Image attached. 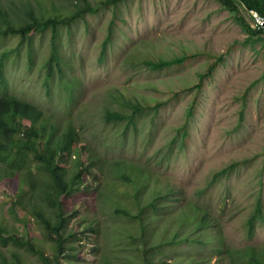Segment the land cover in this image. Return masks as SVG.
<instances>
[{"label":"rangeland","instance_id":"1","mask_svg":"<svg viewBox=\"0 0 264 264\" xmlns=\"http://www.w3.org/2000/svg\"><path fill=\"white\" fill-rule=\"evenodd\" d=\"M53 1L59 0L43 3L49 6ZM96 6V13L72 22L69 33L61 29L62 72L71 80L69 87V82L59 75L49 78L47 87L43 83L48 31L35 35L30 66L26 49L21 46L10 54L4 68L8 92L39 106L58 121L61 129L68 120L72 121L81 140L104 162L103 172L93 167L92 173L85 175L82 191L66 207L72 214L69 241L75 245L66 253L79 252V258L63 256L55 264H70L69 259L77 264H102L103 252L114 264H133L132 259H138L127 237L115 235L117 229H135L137 224L117 217L111 203L103 202L101 196L98 201L96 196L97 189L114 194L104 187L108 162L114 159L144 166L159 175L160 187L173 190L166 199L174 208L163 214L164 223L172 224L169 229L176 226L173 221L178 218V207L192 201L217 219L227 245L264 248V226L258 225L252 238H247L245 232V219L257 196L264 206V37L238 22L240 17L254 28L249 10L238 0L232 5L223 0H127L119 5L113 45L101 62V43L114 15L109 8ZM17 40L16 36L0 39V49L15 46ZM135 44L144 58L152 52L157 58L185 54L194 57L179 67L151 72L126 59ZM216 60L221 63L213 77L205 80L197 92L199 76ZM116 90H124L145 106L135 118V125L104 119L105 106L123 110L110 96ZM194 97L198 98L195 111L187 119ZM143 100L151 101V107H155V101L162 104L154 110L147 108ZM87 156L81 151L82 162ZM223 168L229 169L228 175L214 179V174ZM108 179L115 182L113 177ZM155 182L151 181V185ZM207 186L200 196L198 193ZM10 194L11 190L0 186V217L15 224L19 235L32 237L45 254L53 256L51 242L38 241L43 233L34 219L26 225L8 219L6 198ZM90 216L104 223V231L95 233L88 228ZM202 232L203 237L217 233L212 227ZM215 242L213 239L208 245L197 244L196 251L191 246L172 244L168 252L185 256L177 259V264L187 260L194 264L195 258L188 254L197 257L202 252L214 264L217 253L208 247ZM18 253L27 264H44L25 247ZM173 260L170 258L169 263Z\"/></svg>","mask_w":264,"mask_h":264},{"label":"trees","instance_id":"2","mask_svg":"<svg viewBox=\"0 0 264 264\" xmlns=\"http://www.w3.org/2000/svg\"><path fill=\"white\" fill-rule=\"evenodd\" d=\"M43 1L0 0V39L10 36L18 38L15 46L0 49V186L11 190L10 197L6 198L9 201L8 219L23 225L34 219L43 233V237L38 241L51 242L53 256L45 254L32 237L19 235L15 224L0 217V264H27L18 253L24 247L38 255L44 264H55L63 256L78 259L79 252L66 253V250L75 247L74 243L69 241L71 235L69 223L72 214L66 207L71 203V198L82 191L85 175L92 173L93 167L98 172H103L104 162L87 143L81 140L79 130L72 121L68 120L61 129L58 121L45 114L39 106L8 92L4 68L10 54L18 52L21 46L26 49L28 66H30L35 35L48 31V52L43 61L46 76L43 83L47 87L49 78L59 75L64 82H69L66 86L69 87L71 80H67L62 72L61 29H66L69 33L72 22L85 20L86 15L97 12L96 4L109 8L114 17L110 20L108 33L101 43L99 56L101 62L105 61L113 45L115 16H118L119 5L127 0H59L51 2L49 6ZM223 1L231 5L235 2V0ZM238 1L247 10L253 9L264 18L263 0ZM238 22L248 31L260 34L261 38L264 37V30L251 29L250 25L240 17ZM137 49L139 45L135 44L133 50L127 53L126 59L151 72L179 67L194 57L185 54L171 58L163 56L157 58L152 52L149 58H144L143 53ZM219 63L221 60L211 62L207 70L199 76L195 87L197 92L200 91L205 80L213 77ZM77 83L75 80V84ZM110 96H113L114 102L123 106V110H114L105 106L104 119L108 122L135 125V118L141 115L145 107L142 102L128 97L124 90L112 91ZM197 99L194 97L188 107L187 119L193 116ZM143 101L147 108L154 110H158L162 104L155 101V107H151V101ZM186 126L187 122L184 129ZM181 132L186 133L184 130ZM176 141L177 137L174 143ZM81 151L88 153L83 162L80 158ZM108 165L104 187L106 190L109 187L114 194L111 196L104 190L97 189L96 196L98 201L101 196L103 202H110L112 211L117 217L137 224L135 229L125 227L123 230L117 229L118 232L115 233L119 237L126 236L130 242L129 247L138 252V259H132L133 264H171L170 258L174 259L172 264H177L179 263L177 259L180 260L185 256L170 255L168 252L170 245L191 246L196 251L197 244L204 246L213 239L216 242L208 247V250L217 253L214 264H264V248L253 245L236 248L227 245L217 219L207 208L195 202L185 201L178 207V218L173 221L176 226L174 229H169L168 226L172 224L164 223L163 214L168 209L171 211L174 208L173 205L168 206L169 200L166 199L167 194L173 190H164L158 185L159 175L150 173L144 166L140 167L123 159H114L108 162ZM228 173L229 169L223 168L214 174V179H222ZM110 177L115 179L114 183L108 179ZM153 180L156 182L151 185ZM208 188L209 186L205 187L198 194L201 196ZM119 194L125 196V200ZM113 196H116L115 199ZM89 220L88 228L92 232L104 231L105 225L97 217H91ZM258 225L264 226V206L260 196L255 198L252 210L245 219L247 238L253 237ZM209 227L215 229L216 235L204 234L203 237L202 231L207 232ZM184 229L188 231L184 232ZM192 233L195 235H191ZM190 256L195 258L194 264H199L201 261L211 264L207 253L202 252L197 257L189 253L188 257ZM69 261L77 264L76 260L69 259ZM100 263L114 264L109 254L105 252L101 255ZM180 264H189V260Z\"/></svg>","mask_w":264,"mask_h":264},{"label":"built area","instance_id":"3","mask_svg":"<svg viewBox=\"0 0 264 264\" xmlns=\"http://www.w3.org/2000/svg\"><path fill=\"white\" fill-rule=\"evenodd\" d=\"M249 15L253 20V26L257 30H264V18L257 13V11L250 9Z\"/></svg>","mask_w":264,"mask_h":264}]
</instances>
